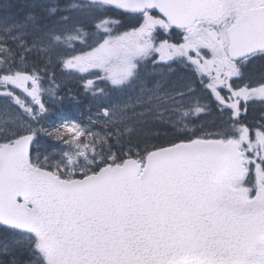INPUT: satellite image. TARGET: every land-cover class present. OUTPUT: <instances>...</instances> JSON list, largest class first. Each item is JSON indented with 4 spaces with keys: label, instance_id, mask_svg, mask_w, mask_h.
Returning <instances> with one entry per match:
<instances>
[{
    "label": "water",
    "instance_id": "1",
    "mask_svg": "<svg viewBox=\"0 0 264 264\" xmlns=\"http://www.w3.org/2000/svg\"><path fill=\"white\" fill-rule=\"evenodd\" d=\"M81 1L155 12L175 29L224 15L221 0ZM241 15L228 31L233 61L264 52V7ZM33 82L21 79L30 99ZM34 141L0 146V226L34 236L45 264H264V188L252 201L233 189L245 176L235 144L182 143L69 181L32 164Z\"/></svg>",
    "mask_w": 264,
    "mask_h": 264
},
{
    "label": "rangeland",
    "instance_id": "2",
    "mask_svg": "<svg viewBox=\"0 0 264 264\" xmlns=\"http://www.w3.org/2000/svg\"><path fill=\"white\" fill-rule=\"evenodd\" d=\"M78 15L85 18L84 15ZM89 17L93 18L94 15ZM98 21L99 19H95V22ZM142 22L143 27L154 24L160 25V29H163L164 22L154 15H144L139 23ZM114 23L116 22L108 21L98 26L108 34L110 30L112 31L111 26ZM99 36H96L98 39H94L91 45L86 41L87 33L68 36L65 40L58 39L59 44L66 46L68 58L62 63L59 78H51L46 82L37 74H30L28 67L11 52H6L8 50L2 48L3 51L0 52V128L8 123L15 124L22 135L35 136L33 165L69 180L95 174L97 167L102 169L121 164L123 161H119L109 146L108 140L112 137L109 134L111 127L118 124L129 110L176 96L175 89H165L168 84L167 77L155 81V86L151 88L141 89L133 86L129 81L128 66L135 63L136 59L140 64H146L156 52L166 59L170 56L169 61H182L178 50H169L167 44L160 46L153 43L146 44L141 40V34L134 31L129 32L127 38L126 35L110 34L105 38ZM77 62L82 63L81 66L76 67ZM67 65L71 66V71L65 68ZM243 68L249 69L248 65ZM246 69L239 71V74L238 71L233 73L229 77L230 80L208 76L209 82L205 80L208 71L204 72L196 68L195 72L200 74L206 81V87L211 90L212 87L227 85L229 82L234 88L238 86L235 93L232 91L230 95L236 98L234 101L240 102V108L237 111L233 107L234 101L230 102V108L233 107L230 112L235 118L241 119L248 108L254 105L260 107L264 103V82L259 83L255 88L246 86L244 79ZM98 72L104 73L103 77L113 85H129V89L127 91L121 89L117 94L98 93L96 89ZM24 75L35 78V83L30 88L34 95L32 100L26 95L18 94ZM86 91L90 93L86 97L87 102L84 101ZM189 93H179L181 100L175 103V106L180 107L181 104L185 106L193 101ZM223 99V97L219 99V102ZM103 110L109 111L108 119L102 115ZM198 112L200 113L201 110ZM246 131L248 129L238 128L235 133L237 136L231 140L241 147L246 158L250 181L247 186L240 184L239 188L244 190L249 188L251 193L248 195L251 198L255 193V175L258 171L264 170L260 156L256 154L257 146L250 137L243 138ZM247 153L250 154L249 157ZM129 158L133 157L127 156L124 160ZM21 238L22 242L31 240V237L25 234H22Z\"/></svg>",
    "mask_w": 264,
    "mask_h": 264
},
{
    "label": "trees",
    "instance_id": "3",
    "mask_svg": "<svg viewBox=\"0 0 264 264\" xmlns=\"http://www.w3.org/2000/svg\"><path fill=\"white\" fill-rule=\"evenodd\" d=\"M91 15L94 17H89ZM87 18L88 21H84ZM95 19L99 21L95 22ZM108 21L116 23L107 34L98 25ZM136 25L129 21V17L109 7L80 1L0 0V52L8 50L6 52H11L28 67L30 74H37L46 82L59 78L62 63L68 58L66 46L59 44L58 39L87 33L86 41L91 45L94 39H98L96 36H121L137 29L139 24L136 22ZM182 68L179 64L157 67L140 64L137 60L129 67L133 86L153 87L155 81L167 77L166 88L175 89L176 98H180L179 93L190 92L193 101L178 107L168 98L127 111L125 117L109 130L112 136L108 140L109 146L119 161L127 156L143 160L154 150L197 139L231 140L241 127L264 132V105H254L241 119H234L231 112L219 108L216 96L206 87L202 77L193 69L189 75ZM103 74H97L98 93L117 94L121 89H129V85H113ZM244 75L248 87L255 88L264 82V58L254 62ZM84 93V101L87 102L86 97L90 93ZM21 135L15 124L8 123L0 128V145ZM21 236L19 232L0 226V264H43L36 252L34 239L22 242Z\"/></svg>",
    "mask_w": 264,
    "mask_h": 264
},
{
    "label": "flooded vegetation",
    "instance_id": "4",
    "mask_svg": "<svg viewBox=\"0 0 264 264\" xmlns=\"http://www.w3.org/2000/svg\"><path fill=\"white\" fill-rule=\"evenodd\" d=\"M262 7H264V0H221L224 16L218 22H197L187 30H176L165 23L162 24L163 29H160V25L155 26L154 24L143 27L142 22V29L139 33L141 34V40L146 44L153 43L159 46L167 44L170 48L169 50H178L179 55L182 57V61L179 62L182 65L185 63L186 67H196L204 72L208 71L206 73L207 76H214L220 80L230 79L229 77L233 73L238 71L239 74V71H242L243 67L252 60L256 62L264 58V53H262L240 62L232 61L229 53L230 39L228 36L229 29L241 19L242 10L245 8L253 10ZM140 19L142 21V18ZM169 58L170 56L166 59L156 52L152 54L151 59L147 63H151L150 60L168 62ZM187 74L190 75L188 71ZM231 86V83L218 85V96H226L228 101L231 98L235 99L233 95H230L232 91H229V88ZM223 105H228V103L224 102ZM244 182L247 183V179ZM246 192L247 194L251 193V190L246 188ZM254 196L252 195L251 198H254Z\"/></svg>",
    "mask_w": 264,
    "mask_h": 264
}]
</instances>
